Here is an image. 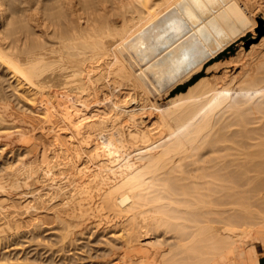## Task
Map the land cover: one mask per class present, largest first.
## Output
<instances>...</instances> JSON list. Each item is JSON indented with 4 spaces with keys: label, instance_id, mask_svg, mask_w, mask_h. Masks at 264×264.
<instances>
[{
    "label": "bare ground",
    "instance_id": "bare-ground-1",
    "mask_svg": "<svg viewBox=\"0 0 264 264\" xmlns=\"http://www.w3.org/2000/svg\"><path fill=\"white\" fill-rule=\"evenodd\" d=\"M256 1L0 0V239L93 213L104 264H264V49L207 64Z\"/></svg>",
    "mask_w": 264,
    "mask_h": 264
},
{
    "label": "rangeland",
    "instance_id": "rangeland-1",
    "mask_svg": "<svg viewBox=\"0 0 264 264\" xmlns=\"http://www.w3.org/2000/svg\"><path fill=\"white\" fill-rule=\"evenodd\" d=\"M256 4L257 11L255 9L254 13L256 27L245 36L239 38L238 41L234 42V51L228 52L221 59H226L232 54L240 52L242 49L248 50L249 52H252L254 48L264 49V47H262V43L264 42V12H262L264 10V0H257ZM213 61H215V58L208 61L207 64ZM227 71H241V68L230 66L228 69L224 68L221 70L218 75L222 76ZM188 73V70H185L183 73L173 72L163 76L160 80L151 77L153 83H155V88L161 91V94L156 92L147 81V85L151 89V94L149 96L151 101L164 105L169 101L167 93L172 91L174 95L178 92H182L184 85L194 76L200 73L207 75L205 69H203L198 74L193 75L189 81L182 82V79H184ZM177 89H179V91H177ZM98 219L99 218L95 217L93 213L84 217L78 223L79 225L77 227L80 228L81 235L71 234L65 241H59L60 239L52 234L54 231H60L56 223L46 226L45 230H48L43 231L40 236L41 238H39L42 240V243L37 241L38 239H32L29 233L20 237V239H0V251L7 245L17 243L19 247L18 253L22 257L19 264H104V258L100 256L104 244L99 241V233L103 230L104 226H106V223H100L99 228H92V225H88L91 221ZM12 252L15 253V251ZM68 255L69 258L66 259ZM13 256L14 255H12V257ZM260 256L264 258V248L260 251Z\"/></svg>",
    "mask_w": 264,
    "mask_h": 264
},
{
    "label": "trees",
    "instance_id": "trees-1",
    "mask_svg": "<svg viewBox=\"0 0 264 264\" xmlns=\"http://www.w3.org/2000/svg\"><path fill=\"white\" fill-rule=\"evenodd\" d=\"M235 44L231 45L230 47L226 48L223 52L219 53L218 56L215 58L216 60H220L224 55H226L228 52H233L235 49ZM205 76L204 73H200L197 76H194L189 82H187L184 87H183V91H186V89L194 84L197 80H199L201 77ZM177 91H179V89H177Z\"/></svg>",
    "mask_w": 264,
    "mask_h": 264
},
{
    "label": "crops",
    "instance_id": "crops-1",
    "mask_svg": "<svg viewBox=\"0 0 264 264\" xmlns=\"http://www.w3.org/2000/svg\"><path fill=\"white\" fill-rule=\"evenodd\" d=\"M200 72V71H199ZM199 72H197L196 74H198Z\"/></svg>",
    "mask_w": 264,
    "mask_h": 264
}]
</instances>
